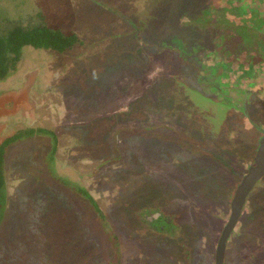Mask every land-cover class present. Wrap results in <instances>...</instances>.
<instances>
[{"label":"rangeland","instance_id":"obj_1","mask_svg":"<svg viewBox=\"0 0 264 264\" xmlns=\"http://www.w3.org/2000/svg\"><path fill=\"white\" fill-rule=\"evenodd\" d=\"M258 14L264 0H0V31L43 24L80 42L25 47L0 80V144L47 132L4 152L0 264H214L264 132V83L250 84L264 38L230 63L208 27L223 16L259 34ZM151 213L170 219L166 234L149 231ZM226 248L224 264H264V177Z\"/></svg>","mask_w":264,"mask_h":264},{"label":"trees","instance_id":"obj_2","mask_svg":"<svg viewBox=\"0 0 264 264\" xmlns=\"http://www.w3.org/2000/svg\"><path fill=\"white\" fill-rule=\"evenodd\" d=\"M79 39L73 32H62L58 29H51L43 24H29L26 26L11 24L0 31V80L5 79L15 70L21 56L22 49L31 47L45 49L63 54L78 45ZM47 133L41 130H28L25 133H17L0 144V201L5 197L3 190V155L5 150L22 136H31L38 132ZM37 132V133H36Z\"/></svg>","mask_w":264,"mask_h":264},{"label":"flooded vegetation","instance_id":"obj_3","mask_svg":"<svg viewBox=\"0 0 264 264\" xmlns=\"http://www.w3.org/2000/svg\"><path fill=\"white\" fill-rule=\"evenodd\" d=\"M238 8L244 13L243 17L247 18V14L245 12H248V9L245 7H242V6L238 7ZM251 10H253V8ZM233 11H235V10H233ZM220 17H221V19L216 18L217 21L215 22V24H210V27H208V28L219 26L218 28L222 29V31H223L222 34L220 33L219 35H215L212 38H213V43L215 45H217L216 50H218V52H220L222 50V46H224L222 44L223 40L226 39L225 42H227V44H229V48L223 50V52H222L226 56V58H228L225 61H229L231 63V61L229 60L230 57L228 56V53H231L232 49L234 47H236V49L238 48L240 50H242V49L244 50V49H247V48L254 46L256 49H258V44H257L258 36L261 35L264 38V33H263L264 32V15L258 14L257 17H251V19H250L253 23L251 25V27L255 28V30H258L260 32L259 34L254 33V32L251 33L250 27H245V25L240 27L239 23L236 26L229 28V26L226 24V22L224 20H222L223 16H220ZM260 17H261V19H259ZM249 18H250V16L248 17V19ZM237 21L240 22L239 19H237ZM228 36H229V38H228ZM236 36L238 37V40H237V38H235ZM261 45L262 46H261V48H259V50L261 49V55L263 56L262 59H263V63H264V44L261 43ZM255 55L256 54H253V57H256ZM258 55L259 54H257V56ZM220 58H221V56L218 59H220ZM226 63L229 64L228 62H226ZM250 64L251 65L248 67H249V69H251V74H254L256 76L255 68H256V64H257V66L260 64V56H258V58L256 59V64L253 61H251ZM242 65H243L242 62H239L237 64L232 62L230 67H228V66L226 67V68H230L229 70L226 68L224 69L222 77L224 78V77L228 76L230 78L231 83H233V84L236 83L237 82L236 79L239 77L238 67H240L242 69L243 68ZM221 67H222V64H221ZM223 67H225V65H223ZM217 68H218L217 65H213V67H211V69L213 71L212 76L215 75L214 72L217 71ZM243 72L246 73V69H244ZM240 73H242V72H240ZM257 75H259V71L257 72ZM263 78L264 77H262L260 75L257 76V78H252L250 76V80H252V82H250V84L251 85H252V83L259 84L260 81H262V83H264ZM248 91H253V90H252V88H248ZM209 96H210V93H209V95H205V98L211 102V98ZM223 99L224 98H222V100ZM211 103L218 104V103H214V102H211ZM259 140H257V141L259 142ZM239 219H240V217H239ZM143 222L145 223V225H147V228L149 229V231L151 233L164 235L167 233V229H170V219H168L165 216L163 217V216L159 215V213H151L149 216L145 217ZM166 226H167V229L165 228ZM226 246H227V242H226ZM226 249L227 248L225 247L224 259H225V255H226V251H227ZM224 259H223V264H224ZM214 264H215V255H214Z\"/></svg>","mask_w":264,"mask_h":264},{"label":"water","instance_id":"obj_4","mask_svg":"<svg viewBox=\"0 0 264 264\" xmlns=\"http://www.w3.org/2000/svg\"><path fill=\"white\" fill-rule=\"evenodd\" d=\"M262 134L253 158V164L245 171L246 173L234 190L230 201L229 217L215 247V264H223L226 242L238 223L247 197L257 182L264 177V132Z\"/></svg>","mask_w":264,"mask_h":264}]
</instances>
